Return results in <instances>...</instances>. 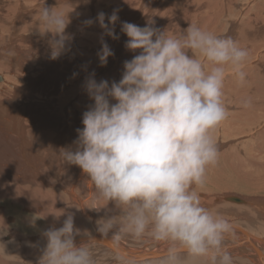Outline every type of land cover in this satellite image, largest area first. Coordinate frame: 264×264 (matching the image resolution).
Here are the masks:
<instances>
[{
    "label": "bare ground",
    "instance_id": "bare-ground-1",
    "mask_svg": "<svg viewBox=\"0 0 264 264\" xmlns=\"http://www.w3.org/2000/svg\"><path fill=\"white\" fill-rule=\"evenodd\" d=\"M43 3L0 0V231L13 232L5 239L14 241L4 244L5 251L0 244V264H18L20 258L29 264L38 260L46 246L43 232L61 227L67 213L74 215V225L80 230L75 243L91 241L94 257L103 264H162L168 248L164 242L116 228L106 235L97 232L98 220L121 213L113 204L108 205L111 212L102 209L105 204L94 200L87 175L76 166H63L56 154L62 147L74 149L76 130L83 127L82 115L93 104L84 87L87 77L94 72L97 82H119L124 62L138 54L125 48L128 38L121 32L122 22L144 27L152 17L155 27L168 28L169 34H178L192 23L217 36H231L248 50L243 69L246 83H239L231 69L226 73L223 91L228 117L214 139L220 155L227 146L236 150L238 158L252 168L249 174L262 181H244L246 185L264 190V176H259L264 172V0H46V6L70 13L66 32L74 36L70 50L56 60L50 59V34L41 36L36 30ZM113 10H118V40L103 35L98 22L84 24L88 19L96 21L100 12L106 14L107 23ZM101 36L114 52L103 67L97 56ZM258 41L263 45L260 48ZM245 101H250L247 107ZM239 164L243 167L244 163ZM213 170L208 168L203 187H194L202 206L238 220L230 223L233 230L224 241L233 264H264V198L221 194V185L210 180ZM231 180L243 184L230 178L225 183L229 191L239 186L230 185ZM12 221H16L14 226L9 224ZM88 227L94 228L90 236H86ZM15 231L33 233L26 240L28 245L21 244Z\"/></svg>",
    "mask_w": 264,
    "mask_h": 264
},
{
    "label": "clouds",
    "instance_id": "clouds-1",
    "mask_svg": "<svg viewBox=\"0 0 264 264\" xmlns=\"http://www.w3.org/2000/svg\"><path fill=\"white\" fill-rule=\"evenodd\" d=\"M37 15L36 30L50 34V59L56 60L74 39L66 32L70 13L44 0ZM105 20L100 12L96 21L84 24L98 22L103 35L118 40V10ZM167 29L155 27L152 17L144 27L122 22L125 48L138 54L124 62L119 82H97L94 72L87 77L84 87L93 104L82 115L74 149L62 147L56 154L63 166L87 175L94 200L105 204L102 209L111 212L113 204L121 213L119 223L115 215L98 220L97 232L106 235L116 228L164 242L162 264H233L224 246L232 225L201 205L194 186L203 187L208 168L218 163L214 133L228 117L226 73L231 69L239 83H246L249 52L231 36L192 23L178 34ZM100 42L103 67L114 52L103 36ZM79 233L74 215L67 213L61 227L43 232L46 246L38 264H98L91 241L75 243Z\"/></svg>",
    "mask_w": 264,
    "mask_h": 264
},
{
    "label": "rangeland",
    "instance_id": "rangeland-1",
    "mask_svg": "<svg viewBox=\"0 0 264 264\" xmlns=\"http://www.w3.org/2000/svg\"><path fill=\"white\" fill-rule=\"evenodd\" d=\"M258 44H259V48L261 47V46H263L262 45V43H259V41L257 42ZM226 142V140H220V142ZM230 147H226V149H224V151H225V153H224V155H223V153H222V155H220L221 154V152L222 151H220L219 152V158H221L222 159V161H221V159H219V163H217L215 166H214V175H212V176H210V180H212L213 182H215V183H218V184H220L221 185V187L218 189V190H220V193L221 194H223V195H225V193H228V192H231V194H233V195H237L238 197H240V198H244V197H246V195L247 196H252V197H258V198H264V190H262V191H259V189H258V187H255V188H252V187H248V185H246V183L245 182H247L248 184H254V182H255V184L256 183H259V184H261L262 183V181H261V179H260V177H258V176H256L254 173H253V175L252 174H249V173H251L250 171H252V168L248 165V163H247V161L246 160H242V159H240V158H238V156H237V151L236 150H231V149H229ZM228 150H231V152L229 151L228 152ZM234 153H233V152ZM227 152V153H226ZM232 156H231V155ZM228 156H230L231 158H229ZM233 156H235L234 157V159H233ZM237 156V157H236ZM236 158V159H235ZM237 159L239 160L240 159V161L241 162H243L244 164H241L243 167H240V164L239 163H241L240 161H238L237 162ZM226 161H227V163H226ZM231 161V163H232V165H231V163L229 164V162ZM222 162V163H221ZM233 163H235V164H233ZM220 164V165H219ZM218 165V166H217ZM224 165V166H223ZM235 165H236V167H235ZM245 165V166H244ZM217 166V167H216ZM220 166H222V167H220ZM233 166V167H232ZM215 167H216V169H215ZM229 167V168H228ZM239 167L241 168V170L239 169ZM236 170L237 168L239 169H237L238 170V172L236 171L235 172V170ZM242 168L244 169V173H242L243 171H242ZM220 170V171H218V170ZM224 169V170H223ZM231 169V170H230ZM235 173H234V172ZM239 171H240V173H239ZM242 171V172H241ZM229 172V173H228ZM219 175H218V174ZM242 173V174H241ZM245 173H247L246 175H245ZM226 174V175H225ZM234 174V175H233ZM235 174H236V176L238 177L239 176V179L235 176ZM242 176H241V175ZM248 174L249 175H251V176H248ZM222 177H221V176ZM243 175H245L246 176V178L245 177H243ZM255 175V176H254ZM224 176V177H223ZM232 176V177H231ZM241 176V177H240ZM259 176H264V172L262 173V174H259ZM230 178H232V179H234V180H240V181H242V183L243 184H241V183H236L235 181H233V180H231V183H229L230 185H235L237 188L235 189V190H231V191H229L228 189H227V187H226V185H225V183L227 182V180L228 179H230ZM236 178V179H235ZM242 178H245V179H243L242 180ZM251 178V179H250ZM253 178V179H252ZM258 178H259V180H258ZM224 179V180H223ZM252 180V181H249V180ZM254 179H256V180H254ZM245 181V182H244ZM225 185V186H224ZM244 186H246V187H244ZM224 189V190H223ZM223 190V191H222ZM226 190V191H225ZM247 193V194H246ZM233 204H235V203H233ZM121 215V214H120ZM222 217L224 218V219H226L229 223H231V224H234L235 225V223H233V222H238V220L236 221L235 220V218L233 219L232 217H229V215L228 214H224V215H222ZM121 216L120 217H117V219H119V220H121ZM14 219V218H13ZM15 220V219H14ZM257 220H258V218H257ZM257 220H254V221H257ZM16 222V221H12V223H9L10 224V226H14L15 224L14 223ZM239 223V222H238ZM14 224V225H13ZM238 227H241L240 225H237ZM241 228H243V227H241ZM93 229L94 228H90V227H88L87 228V231L89 232L88 233V235H86V236H90V234H92V232H93ZM2 232V233H1ZM11 232H4V231H0V239L2 240H0V243H3V244H6V243H9V241L11 242V240H12V242H14L13 241V239L12 238H10V239H5V236H7V235H9ZM15 234L22 240L21 241V244H27V238H28V236H30V235H32L33 233H26V234H24L23 235V232H21V231H15ZM13 235V232H12V234H10V236H12ZM85 236V235H84ZM2 238H4V240L2 239ZM6 241V242H5ZM8 241V242H7ZM28 245V244H27ZM130 256H133V255H130ZM39 260V259H38ZM38 260H34L31 264H38ZM16 261H17V263L18 264H29L28 263V261L26 260V258H23V259H16ZM98 261V264H103L101 261H99V260H97ZM9 262V261H8ZM1 264H3V263H1Z\"/></svg>",
    "mask_w": 264,
    "mask_h": 264
}]
</instances>
